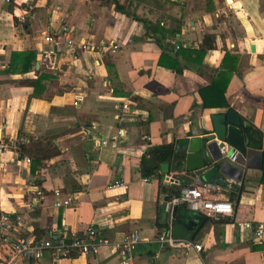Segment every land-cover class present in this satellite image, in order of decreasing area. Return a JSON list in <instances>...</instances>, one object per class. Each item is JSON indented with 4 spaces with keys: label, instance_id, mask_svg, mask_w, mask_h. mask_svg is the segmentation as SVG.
Returning <instances> with one entry per match:
<instances>
[{
    "label": "crops",
    "instance_id": "0c3cea01",
    "mask_svg": "<svg viewBox=\"0 0 264 264\" xmlns=\"http://www.w3.org/2000/svg\"><path fill=\"white\" fill-rule=\"evenodd\" d=\"M117 1L130 14L117 11L112 0H0V136L24 138L27 147L50 141L60 149L41 167L26 163L19 149L0 156V211L21 216L12 235L32 238L54 227L81 233L94 226L119 240L138 230L143 240L132 264H264V233L261 244L253 242L255 226L264 224V146L255 150L259 159L254 155L231 163L224 157L239 170L240 186L229 177L212 182L214 196L233 203L232 218L175 209L173 221L190 226L200 253L152 242L169 220L163 201L187 183H210L199 178L200 157L189 158L190 152L178 144L186 137L212 134V115L229 110L202 107L200 89L211 83L217 69L231 71L225 97L242 128L250 123L263 133L261 141H249L264 144V0H210V9L206 0ZM62 27L76 43L87 40L93 47L73 58L63 41L43 40L44 32L58 33ZM205 34L214 46L199 70L182 55L173 63L177 51L197 49ZM29 51L35 53L33 67L20 72L22 54ZM12 53L21 54L16 70L10 68ZM38 73L52 78L34 94L22 81L36 79ZM168 143H175L174 157L157 164L154 176H142L143 155ZM177 171L181 173L171 175ZM115 180L124 186L109 188ZM56 191L62 198L70 196L72 204L55 207ZM243 222L251 226L238 225ZM4 257L0 245V262ZM90 260L120 264L110 247L94 256L53 260L44 253L13 264Z\"/></svg>",
    "mask_w": 264,
    "mask_h": 264
},
{
    "label": "built area",
    "instance_id": "2783aa9c",
    "mask_svg": "<svg viewBox=\"0 0 264 264\" xmlns=\"http://www.w3.org/2000/svg\"><path fill=\"white\" fill-rule=\"evenodd\" d=\"M31 8L29 6V9ZM21 19L24 20V16H21ZM43 38L46 43L58 44L63 41L70 49L73 58L77 57L79 51H86L93 47V44L87 40L76 43L70 36L67 27L60 28L58 33L55 31L44 32ZM149 139H151L150 136ZM26 142L27 140L24 138L12 141L0 136V156L8 149H20V145ZM220 151L224 157L227 156L231 163L236 162V152L228 154L227 146L221 148ZM23 160L30 163L31 157L23 155ZM179 173L181 172L177 171L171 175H178ZM145 180L147 179L145 178ZM232 181L239 186L241 185L239 179H232ZM122 186H124L123 182L115 180L109 185V188L115 189ZM216 190V185L212 183L195 184L191 182L181 186L178 194L166 198L163 201V208L169 215V220L159 228L152 242L161 248L179 250L183 253L190 251L200 253L201 244L196 243L190 237H178L173 234V214L177 207L183 206L213 219L232 218L234 215L233 203L226 198L214 196ZM35 193L39 195L41 192L36 189ZM54 196V206L57 208L72 204L70 196L62 198L58 191L54 193ZM20 221V214L0 211V245L5 255L0 264H13L16 259L22 257L40 259L44 253H48L53 260L69 257L71 252H74L75 255L94 256L102 247H110L112 253L117 254L120 258V264H132L134 251L143 240L138 230H132L122 239L117 240L110 238L103 229L94 226H88L81 233L71 232L64 227H54L42 236L32 238L14 236L12 235L13 230ZM238 225L247 228L251 226L249 222L238 223ZM263 233L264 224L260 222L255 226V237L262 239ZM87 264L98 263L90 260Z\"/></svg>",
    "mask_w": 264,
    "mask_h": 264
},
{
    "label": "trees",
    "instance_id": "16d2710c",
    "mask_svg": "<svg viewBox=\"0 0 264 264\" xmlns=\"http://www.w3.org/2000/svg\"><path fill=\"white\" fill-rule=\"evenodd\" d=\"M112 2L114 3V7L117 11L123 12L125 14H130V11L126 8L125 3L120 4L117 0H112ZM206 5H208V9H210V0H206ZM133 17L136 20L143 19L145 22L147 21L144 17H141L138 14H133ZM15 21L17 22L18 20L16 19ZM22 25L25 27L27 23L22 22ZM213 46L214 45L212 37L210 36V34H205L203 35L201 43L197 49H180L179 51H177L175 57H172L174 61L173 63L176 64V58H178L179 55H182V57L187 60V62H189V66H191L194 70H199L206 51L212 49ZM20 56L21 54H11L10 68L12 70H16V68H18V63L15 64V62L17 61V57ZM22 56L23 58L20 63V72L25 73L33 67V63L35 62V53L33 51H29L24 53V55L22 54ZM225 56L226 53L223 55L222 58L225 59ZM19 59L20 58H18V62ZM48 78H52V76L47 73H38L36 79H25L24 81H22V84L32 86L34 88L35 94L39 86H41L43 82H45ZM230 78L231 71L225 69H217L214 74V77L211 80V83L208 86L202 87L200 89V96L202 99L203 108L230 110V106L225 97V90L230 81ZM243 131L248 140L261 141L263 139V133L257 127L250 123L243 124ZM19 151L21 156H30L32 164H36V167H41L44 160L51 157H55L60 154L59 147L54 145L50 141L46 142L45 144L37 143L35 147H27L26 144H21ZM175 152V143L161 144L148 149L146 154L143 155L140 162L142 176L148 178L154 176L155 174L156 167L151 168V166L147 162L148 157H152L157 166V164L169 162L174 157ZM262 168L264 171V157ZM178 193L179 189L175 190L173 192V195ZM203 217L207 218L206 216ZM253 242L256 244L262 243L261 239H258L257 237L253 239ZM251 248L255 249L257 247L252 245ZM74 255V252H71L69 257H72Z\"/></svg>",
    "mask_w": 264,
    "mask_h": 264
},
{
    "label": "water",
    "instance_id": "95a60500",
    "mask_svg": "<svg viewBox=\"0 0 264 264\" xmlns=\"http://www.w3.org/2000/svg\"><path fill=\"white\" fill-rule=\"evenodd\" d=\"M226 1L231 2V0ZM250 48L251 51H254L253 45ZM36 67L38 68V64ZM211 119L213 124L212 134L206 133L202 137H186L178 144V148L189 151V158L191 154L200 157L201 163L198 168L201 169L199 176L201 180L212 183L226 182L225 177L232 179L240 178L239 170L228 161L223 160L224 156L220 149L227 146L228 154L236 152V161L238 162L240 158H252L254 155H256V159H259L260 152L255 150L261 148L264 144L253 143L247 139L243 132L242 121L238 113L233 109L225 113L213 114ZM147 162L151 167H156V163L152 157H148ZM160 166L164 171V167L167 164H161ZM190 229L188 224L183 225L179 221H173V234L175 236L190 237Z\"/></svg>",
    "mask_w": 264,
    "mask_h": 264
}]
</instances>
